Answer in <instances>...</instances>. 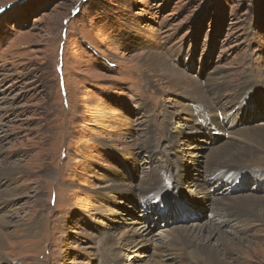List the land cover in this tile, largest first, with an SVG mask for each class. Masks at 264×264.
Here are the masks:
<instances>
[{
  "label": "rangeland",
  "instance_id": "rangeland-1",
  "mask_svg": "<svg viewBox=\"0 0 264 264\" xmlns=\"http://www.w3.org/2000/svg\"><path fill=\"white\" fill-rule=\"evenodd\" d=\"M0 9V184L11 191L0 194V219L8 223L0 264H173L172 252L157 254L173 229L203 228L216 245L220 236L210 239L209 232L219 217L208 199L217 191L206 177L217 174L209 158L247 141L229 132L218 143L204 139L184 93L196 82L218 106L222 96L228 109L232 95L247 89L264 98L254 91H264V0H0ZM182 52L214 61L207 83L177 63ZM156 55L173 78L153 71ZM262 117L264 108L246 127L261 126ZM261 162L245 167L264 173V155ZM151 169L181 184L163 182L167 188L155 195L182 199L194 219L168 224L142 212L141 187ZM120 183L127 193L114 190ZM235 195L261 205L264 184ZM261 206L246 225H219L223 237L242 240L230 264H264ZM33 221L42 223L35 234L22 226ZM144 226L152 237L142 254L125 244L117 258L114 243Z\"/></svg>",
  "mask_w": 264,
  "mask_h": 264
},
{
  "label": "bare ground",
  "instance_id": "bare-ground-1",
  "mask_svg": "<svg viewBox=\"0 0 264 264\" xmlns=\"http://www.w3.org/2000/svg\"><path fill=\"white\" fill-rule=\"evenodd\" d=\"M161 58L162 57H159L158 55L152 57V59L150 61V65L154 66L153 71L155 73H157V75H158L160 70L163 69V73H166V79L173 78V75L170 72V70H171L170 66L165 61V59H163V61H162ZM155 62H157V65L155 64ZM159 68H162V69H159ZM177 74H179V73H177ZM157 75H155V76H157ZM210 77L208 78V80L210 79ZM208 80L206 81V83L208 82ZM151 81L152 80L149 79L148 82H151ZM173 83L178 85L174 81H171V82L169 81V84H173ZM178 83H180V82H178ZM206 83L203 85H206ZM213 87L215 88V85ZM176 88L178 89L180 87L176 86ZM203 88L204 87L201 84H197L195 82L194 86L192 88V92L184 93L188 97V100L192 99V100H189L190 105H191V102L195 103V106L191 105V107H193L195 110L194 116L192 118L194 120H196V114L198 113V111H200V112L203 111L206 119H208L211 122H214L218 129H220V128L224 129V131H220L221 134L225 135L229 132L230 134H232L233 136H236L239 139H244V141L246 140L248 143V145H246L247 143L246 144L244 143L245 146L244 147L242 146L243 148H240L239 145H236L232 142L230 144H226L223 147L221 146L220 148L216 149L213 152L212 156L209 158V162L207 165L210 168L215 167V170L213 172V176L216 174L217 175H224L227 172L232 171L233 169L236 170V168L245 169L248 172L249 169H247V168H250V167H245V163L251 165V167L253 166V168L259 166V164L262 163L261 162L262 156L264 155V124H262L261 126H251V128L245 126L242 129L240 128L241 130L237 129V127L233 128V129L230 128L229 131H227V128L229 127L230 123L232 124L233 122H227L226 119L221 121L219 115L217 116V113L222 114L224 111H227V110L232 111L233 109H231V110L228 109L229 106L224 108L223 104H227L226 102H223V104H220L221 101H223V100H221L222 96L218 97L220 99L219 100V102H220L219 106H218V104H215L214 101H211L212 99L210 98V95H209L212 92H209V94H208L209 96H207ZM250 91H252V90L247 89L242 94V96L238 95L237 93H234L232 95V97L230 98V100H228L229 104L232 105V103H236V102L238 103V101ZM254 91H258L260 94L264 93V91L262 89H260L259 87H256V89ZM221 94H222V92H221ZM223 97H225V96L223 95ZM193 99L197 100V101H193ZM262 100H264V98H262ZM200 102H205V103L206 102L207 103L213 102V103L207 104V105H202V103H200ZM191 107L188 104L185 105V107H184V110H185L184 112H186L187 115L189 114L190 116L193 114V110ZM230 113H233V112H230ZM194 126L196 127V130L198 129L197 130L198 133H200V131H199L200 129L197 125H195V123H194ZM238 127H241V126H238ZM173 142L175 144V146H173V147L177 148L176 140ZM240 143H242V142H240ZM145 145L148 146L151 144H150V142L146 141ZM226 157L228 158V160L226 159L227 161H224L225 160L224 158H226ZM230 163L233 165H229L227 167L226 166L222 167V166H224V164H230ZM261 174L264 175V173H261ZM164 178H165V176L162 175L160 170L157 171L156 169H151L148 177L146 178L145 182L143 183V185L141 187V190H142L141 193L144 196L155 195L156 191H162V190H165L167 188L163 184V182L165 184H169L172 182L174 184V186L178 184L181 188L180 183H178L176 181H170V182L166 183ZM206 180H207V183L213 185L214 186L213 189L215 191H217V194L215 195V197L217 199H214V200L208 199L209 202L211 203V209H212L211 215L214 217H217V216L219 217V218H216L214 220V225H213L214 227L209 232V238L211 239V238H215V237L220 236V240L216 245L210 244V242L208 240H206V237L203 234V232H206V230L203 228H197L196 229V230H199L200 232H202V234L195 233L196 230H194V231H192V230L174 231V229H173V231L169 232L171 235L169 237H167L165 240H163L162 250H160L159 253L157 252V254H159V255H163V254L167 253L166 257H169V255L171 254L170 252H172L175 255V256H173L174 257L173 264H180L178 259H182L185 262H187L188 264H230L228 261V257H229L228 255H230L231 253L240 249L237 245L239 244L238 241H242V240L237 238L238 237L237 235H236L237 237L234 236L233 238L223 237V230L219 227V225L224 224V223H230V222L241 223V226L246 225L247 223H250L253 221L252 218L258 217V212L260 210V207H262L261 205H264V199L261 200L262 204L258 205L252 201V199H253L252 197H249V196L248 197L247 196L242 197V195L237 196L235 194L228 195L227 192L222 193L218 189V186L220 184H217L213 180L209 181L207 177H206ZM2 185H3V183H2ZM2 185L0 184V194H9L11 191L8 189V184H5L6 186L3 185L4 189L2 188ZM198 185H200V184H198ZM183 186H186V184ZM189 188H190V190L194 189L195 191H192V192H194V194H197L196 193V186L190 185ZM183 189H185V188L183 187ZM114 190L117 193L118 192L120 193V192H122V190H124V186L122 188V185L120 183V184L114 186ZM123 192L127 193V191H123ZM128 192H130V191H128ZM171 192H173V191H171ZM174 192H176V191H174ZM259 200L260 199H258L257 201H259ZM226 201H229V202L225 203ZM150 209L152 211V207H150ZM257 209H259V210H257ZM142 212H146V210L143 206H142ZM144 214L146 215L147 213H144ZM33 222H35V221H33ZM41 224H42L41 222L37 221L33 224H31V222H30L29 224H23L22 226L26 227L28 232L35 234V231L40 229ZM215 225H217V226H215ZM7 226H8V223L6 221H4V219H0V251L2 249H4V247L6 246V240L4 239V234L2 232V228L7 227ZM196 227H199V226H196ZM147 228H148V226H144L141 228L139 227V229H136L131 234H129V235L126 234L125 237H121V239L117 243L115 242L114 246H115V248H117L115 250V251H117V254H115L116 257L120 258L121 251L118 248L121 245H125V244L133 245V247L136 249V252H138L139 255H141L142 253H140V251H141V249L144 248V244L149 242L150 238L152 237L149 229H147ZM243 245H244V242H243ZM241 250H243V248H241ZM111 255H112V253H111ZM163 257L164 256H162V258ZM240 259L248 260L246 257H240ZM162 260L163 259H161V261H159V264L169 263V261H167V260H164V261H162ZM2 262H3V260H2V258H0V263H2ZM23 264H25V263H23ZM249 264H251V263H249Z\"/></svg>",
  "mask_w": 264,
  "mask_h": 264
},
{
  "label": "snow or ice",
  "instance_id": "snow-or-ice-1",
  "mask_svg": "<svg viewBox=\"0 0 264 264\" xmlns=\"http://www.w3.org/2000/svg\"><path fill=\"white\" fill-rule=\"evenodd\" d=\"M0 11H3V9H0Z\"/></svg>",
  "mask_w": 264,
  "mask_h": 264
}]
</instances>
